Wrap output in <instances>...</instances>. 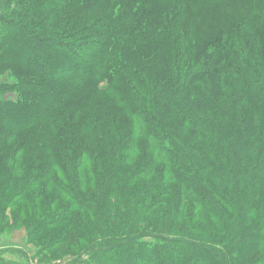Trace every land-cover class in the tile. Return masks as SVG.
<instances>
[{
    "label": "trees",
    "instance_id": "obj_1",
    "mask_svg": "<svg viewBox=\"0 0 264 264\" xmlns=\"http://www.w3.org/2000/svg\"><path fill=\"white\" fill-rule=\"evenodd\" d=\"M42 2L0 5V201L108 252L151 238L133 264H264V0L23 19Z\"/></svg>",
    "mask_w": 264,
    "mask_h": 264
},
{
    "label": "rangeland",
    "instance_id": "obj_2",
    "mask_svg": "<svg viewBox=\"0 0 264 264\" xmlns=\"http://www.w3.org/2000/svg\"><path fill=\"white\" fill-rule=\"evenodd\" d=\"M21 1L23 0H0V5H4V7L2 6L3 9L13 8L12 13H17L15 15L19 17L23 15L16 12V8L17 2ZM64 1L43 0L41 10L33 11L23 19L30 20L33 24H42L48 13L68 2ZM45 10L48 12L45 13ZM69 19V17L63 18L60 24H72ZM72 22L77 24L75 21ZM251 24H264V12L254 18V23ZM7 98L15 100L16 96L13 94L7 95ZM23 199L25 197L23 193H20L7 195L0 201V242H2L0 247L3 248V251L0 250V264H5V262L13 264H133L132 261L124 259L126 255L123 252L127 250L129 254L136 256L142 251V246L152 241L151 238L144 237L134 241L132 247L123 245L115 249L111 245L112 249L108 252L104 246L100 247L96 242L87 241V243H82V238H78L81 233L75 232L72 239H63L62 236H57L59 229L54 227V225L61 223L59 218L49 217V220H47L46 217L41 216L39 219L32 218V220H29L19 217L20 208L25 207ZM115 225L117 224L115 223ZM23 230L25 234L23 232L21 234ZM14 235L17 237V242L8 243L9 240L14 238ZM25 235L26 246H24L26 243L22 240ZM119 240L123 241L124 239L119 238ZM119 240L113 241L118 243ZM16 246L19 249H12ZM8 251L16 256V260L6 256L9 253Z\"/></svg>",
    "mask_w": 264,
    "mask_h": 264
},
{
    "label": "crops",
    "instance_id": "obj_3",
    "mask_svg": "<svg viewBox=\"0 0 264 264\" xmlns=\"http://www.w3.org/2000/svg\"><path fill=\"white\" fill-rule=\"evenodd\" d=\"M22 232L25 234V231L23 230V231H21V234H22ZM26 235L24 236V238L22 237V240H24V243H26V244H24V246H26L27 245V240H26ZM10 242H12V243H16L17 242V237H16V235H14V238H12L11 240H9L8 241V243H10ZM2 245V242H0V246ZM3 248H1L0 247V250H2ZM12 249H19V248H17V246L16 247H12ZM3 251V250H2ZM9 252V251H8ZM7 252V253H8ZM6 256L9 258V257H12V258H10V259H13V260H16V256L14 255V254H12L11 252H9L8 254H6Z\"/></svg>",
    "mask_w": 264,
    "mask_h": 264
}]
</instances>
